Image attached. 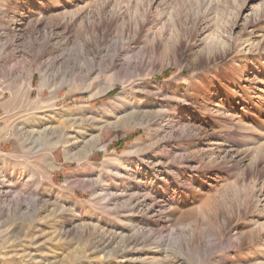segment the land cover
Listing matches in <instances>:
<instances>
[{"label": "rangeland", "instance_id": "obj_1", "mask_svg": "<svg viewBox=\"0 0 264 264\" xmlns=\"http://www.w3.org/2000/svg\"><path fill=\"white\" fill-rule=\"evenodd\" d=\"M0 264H264V0H0Z\"/></svg>", "mask_w": 264, "mask_h": 264}, {"label": "bare ground", "instance_id": "obj_2", "mask_svg": "<svg viewBox=\"0 0 264 264\" xmlns=\"http://www.w3.org/2000/svg\"><path fill=\"white\" fill-rule=\"evenodd\" d=\"M29 102V101H28ZM47 108V107H46ZM45 158H47L46 156H44ZM98 240V239H97Z\"/></svg>", "mask_w": 264, "mask_h": 264}]
</instances>
